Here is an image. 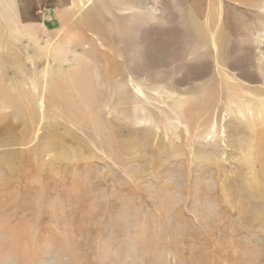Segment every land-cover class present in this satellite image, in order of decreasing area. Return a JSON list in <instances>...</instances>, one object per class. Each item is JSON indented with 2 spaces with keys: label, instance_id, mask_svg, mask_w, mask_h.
I'll return each instance as SVG.
<instances>
[{
  "label": "rangeland",
  "instance_id": "374dc122",
  "mask_svg": "<svg viewBox=\"0 0 264 264\" xmlns=\"http://www.w3.org/2000/svg\"><path fill=\"white\" fill-rule=\"evenodd\" d=\"M0 264H264V0H0Z\"/></svg>",
  "mask_w": 264,
  "mask_h": 264
},
{
  "label": "bare ground",
  "instance_id": "6f19581e",
  "mask_svg": "<svg viewBox=\"0 0 264 264\" xmlns=\"http://www.w3.org/2000/svg\"><path fill=\"white\" fill-rule=\"evenodd\" d=\"M219 16H221V15H219ZM219 20H220V19H219ZM213 44H215V43H214V39H213ZM40 106H41V105H40ZM259 115H260V114H259Z\"/></svg>",
  "mask_w": 264,
  "mask_h": 264
}]
</instances>
